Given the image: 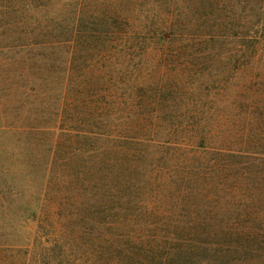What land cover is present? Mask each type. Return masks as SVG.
Instances as JSON below:
<instances>
[{
  "label": "trees",
  "instance_id": "1",
  "mask_svg": "<svg viewBox=\"0 0 264 264\" xmlns=\"http://www.w3.org/2000/svg\"><path fill=\"white\" fill-rule=\"evenodd\" d=\"M61 1L0 37L48 85L0 264H264V0Z\"/></svg>",
  "mask_w": 264,
  "mask_h": 264
},
{
  "label": "rangeland",
  "instance_id": "2",
  "mask_svg": "<svg viewBox=\"0 0 264 264\" xmlns=\"http://www.w3.org/2000/svg\"><path fill=\"white\" fill-rule=\"evenodd\" d=\"M69 10L72 13L73 7L61 0H0V37L46 34L39 27H44L47 21L68 17ZM17 58L0 52V169L10 168V173H17L15 183L26 190V183L34 174L29 172L26 164L32 160L33 153L41 152L35 146L42 144L41 135L32 136L48 127L42 100V92L48 85L41 76L45 77V72L40 57L32 60L34 64L24 70L17 65L20 62ZM251 72L254 77L258 74L248 69L241 74L242 79ZM27 227L33 228L34 223L29 222Z\"/></svg>",
  "mask_w": 264,
  "mask_h": 264
}]
</instances>
